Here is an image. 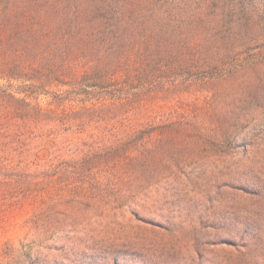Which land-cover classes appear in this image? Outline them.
<instances>
[{"label": "trees", "instance_id": "trees-1", "mask_svg": "<svg viewBox=\"0 0 264 264\" xmlns=\"http://www.w3.org/2000/svg\"><path fill=\"white\" fill-rule=\"evenodd\" d=\"M157 1L0 0V220L30 209L28 222L51 225L76 209H119L184 154L231 144L236 106L223 96L256 55L188 36ZM182 93L205 94L203 109L143 114ZM71 145L76 154H56Z\"/></svg>", "mask_w": 264, "mask_h": 264}, {"label": "rangeland", "instance_id": "rangeland-1", "mask_svg": "<svg viewBox=\"0 0 264 264\" xmlns=\"http://www.w3.org/2000/svg\"><path fill=\"white\" fill-rule=\"evenodd\" d=\"M156 5L179 12L188 36L229 38L232 53L256 55L223 96L236 106L231 144L184 154L178 168L159 173L168 178L139 196H121L128 200L119 209H76L51 225L28 222L30 209L0 220V264H264V0ZM204 99L162 97L143 114L188 117L203 109ZM75 152L71 145L56 154ZM136 213L163 227L141 222Z\"/></svg>", "mask_w": 264, "mask_h": 264}]
</instances>
